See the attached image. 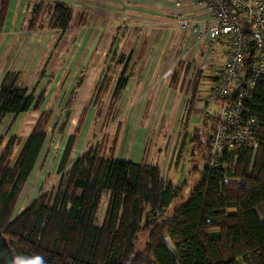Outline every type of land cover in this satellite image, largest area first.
<instances>
[{
  "label": "trees",
  "instance_id": "trees-1",
  "mask_svg": "<svg viewBox=\"0 0 264 264\" xmlns=\"http://www.w3.org/2000/svg\"><path fill=\"white\" fill-rule=\"evenodd\" d=\"M7 7L8 0H2L0 21ZM48 7L49 27L67 30L72 9L63 4ZM43 10L42 5L34 7L31 28L44 17ZM125 80L122 75L106 122L115 114ZM44 100L42 93L36 96L21 86L20 73H7L0 88V126L10 114L33 110L40 116L26 138L0 136V264H264V223L257 213L260 209L264 217V77L246 103L257 118V151L247 146L225 150L219 167L204 166L212 158L211 126L206 123L207 131L198 129L192 138L205 155L199 180L183 203L178 205L177 200L183 199L187 180L176 185L157 165L106 155L107 132L101 145L92 144L71 161L78 129L67 138L57 165L59 183L43 185L39 196L16 216L19 198L48 139L54 112L42 109ZM73 102H66L67 111ZM105 195L107 209L101 222ZM143 232L150 243L140 251L137 240Z\"/></svg>",
  "mask_w": 264,
  "mask_h": 264
},
{
  "label": "crops",
  "instance_id": "crops-1",
  "mask_svg": "<svg viewBox=\"0 0 264 264\" xmlns=\"http://www.w3.org/2000/svg\"><path fill=\"white\" fill-rule=\"evenodd\" d=\"M56 4L73 11L65 31L49 27L52 15L48 6ZM37 5L44 6V17L31 28ZM211 18L203 0H8L0 21V88L8 72H18L21 86L35 91L36 96L42 93L47 103L56 92L54 102L73 100L75 114L87 109L91 116H98L107 113L124 75V87L112 107V121H116L106 131L112 141L109 149L115 158L157 165L166 180V175L178 176L176 182L168 179L178 185L195 172L192 138L198 129L207 131L205 95L214 79L213 70L228 59L227 44L209 46L207 25ZM185 22L190 25L184 27ZM169 69L173 72L165 79ZM96 99L100 101L97 105L93 103ZM158 117L164 119L161 127L170 126L174 151H180L179 156L182 153L176 170L173 160L156 154L162 148L157 152L152 148V135L159 133L152 129ZM37 119L29 121L30 127L22 124L19 132L15 131L18 115L10 114L0 126V136L7 135L6 140L12 135L26 138ZM78 141L79 136L72 149L76 154L80 153ZM187 146L190 153L183 152Z\"/></svg>",
  "mask_w": 264,
  "mask_h": 264
},
{
  "label": "built area",
  "instance_id": "built-area-1",
  "mask_svg": "<svg viewBox=\"0 0 264 264\" xmlns=\"http://www.w3.org/2000/svg\"><path fill=\"white\" fill-rule=\"evenodd\" d=\"M203 1L212 13L207 25L210 48L215 44L228 45L226 64L212 72L214 79L205 95L203 113L211 126L208 145L212 155L204 166L217 168L225 150L240 146L254 152L258 149L254 135L257 118L250 114L246 103L253 98L258 82L264 77V0ZM189 25L183 23L184 27ZM172 72L169 69L163 77H170ZM212 105L217 108L213 109Z\"/></svg>",
  "mask_w": 264,
  "mask_h": 264
},
{
  "label": "rangeland",
  "instance_id": "rangeland-1",
  "mask_svg": "<svg viewBox=\"0 0 264 264\" xmlns=\"http://www.w3.org/2000/svg\"><path fill=\"white\" fill-rule=\"evenodd\" d=\"M56 94H57L56 92L53 94L52 100L50 102L47 103L45 100L42 104V109H43V105L46 104L45 109L52 110L54 112V114H53V118H52V120L48 126V129H47L48 139H47L46 144L43 148L42 154L39 157V160H38L37 165H36V169H35L33 175L29 178L27 186L25 187V190L22 192V194L19 198V201L17 203L15 213H14L16 216L19 215L27 207V205L29 203H31L35 198H37L39 196V194L41 193L39 191L43 185L51 187V185H53V184L57 185L59 183L58 182L59 177L57 176V165H58L59 160L61 158V154H62L63 148L66 144L67 138L71 134L75 133L76 131H78V129H80L79 133H78L79 141L77 142V147H78L80 153L76 154V152H74L72 150L71 161H73L76 158H78L80 155H82L88 148H90V146L92 144L101 145V143L104 141V139H102L103 138L102 134L106 133V131H108V129L110 127H112L111 124L116 121V120L112 121L114 119V115H111V117L106 122V114H103V112L101 113V115L99 113L98 116H96V115L91 116V114L87 113V109H85L84 112H85V114L87 113V115L85 116L86 121H84L85 122V124H84L82 122V119L84 118V116H83L84 112L81 113V111H82L81 110L80 112L77 111V113L75 114L74 110H72V109L67 111L66 110V104L68 103V100L61 99V100H57L54 102V99L56 98ZM103 103L105 105L106 101L104 102V100H103ZM99 106H101V105H99ZM61 107H62V109H65V110L64 111L62 110L63 112L59 113L58 110ZM39 116H40L39 113L33 114V115H31V114H24V115L19 114L18 120H17L18 126H17V128H15V131L18 130L20 132L22 124L27 126L30 123L29 121L32 120V118L37 119V118H39ZM162 120H164V119H162V117H158L155 120L156 123L154 124V126L152 125L153 126L152 129L156 128V131H157V129H159L158 134L154 133L152 135V138H153L152 148L153 149L155 148L156 152L158 151V148H162V149H160V152L156 153L157 155L158 154L160 155V158L163 156V157H165L164 159L168 158L169 160H173V161L176 160L175 161L176 165L172 161V167L174 168V170H176L177 168L180 167V160H181L182 153L179 156L178 154L180 153V151L178 152V154H176V151H174L175 139H174V141H171L173 137H172V135L170 136V134H171L170 126H167L165 129H164V125L161 127V121ZM82 123H83V125H82ZM28 127H30V124L28 125ZM114 129H115V126H114ZM111 133L115 134L112 130H111ZM26 134H27V132L25 129V136H26ZM12 136H15V135H12ZM112 139H113V135H112ZM85 144H86V146H85L86 149L83 148V146ZM105 146H106V149L104 151H105L106 155H112L113 150L109 149L112 146V141L110 139H109V141L107 140ZM190 149H191V147L187 146L184 148L183 152H186V150H187L190 153ZM19 151H20V147H17L15 150V154H18ZM204 155H205L204 148L200 149L198 146L195 145L194 155L191 154L192 157L190 156L191 160L193 158L192 164H194V166H195V169H194L195 172L192 173L190 170L191 173L190 174L187 173L188 174L187 182H186L187 186L185 185L184 191L181 194L183 196V199L177 200L178 205L183 203V201H185L184 198L187 197L189 190H191L193 185L196 182H198L199 175H200V170H198V169L200 168V166L202 167ZM151 165H153V164H151ZM174 170H171L172 175H174V173H175ZM166 178L173 179L175 182L178 181V176H176V175L175 176H171V175L167 176L166 175ZM183 183H178V185L181 186ZM107 202H108V197H107V195H105L103 197V201H102V204H101V207L99 210V220L101 222L103 221L104 216H105V211L107 209ZM257 212L259 214V218H260L261 222L264 223V217L262 216L260 209H257ZM167 214H168V211H167L164 218L167 217ZM14 219H15V217H14ZM149 243H150L149 234L146 232H143L140 235L139 239L137 240V248L140 251H145V249L148 247Z\"/></svg>",
  "mask_w": 264,
  "mask_h": 264
},
{
  "label": "water",
  "instance_id": "water-1",
  "mask_svg": "<svg viewBox=\"0 0 264 264\" xmlns=\"http://www.w3.org/2000/svg\"><path fill=\"white\" fill-rule=\"evenodd\" d=\"M254 44V41H251V45H253Z\"/></svg>",
  "mask_w": 264,
  "mask_h": 264
},
{
  "label": "bare ground",
  "instance_id": "bare-ground-1",
  "mask_svg": "<svg viewBox=\"0 0 264 264\" xmlns=\"http://www.w3.org/2000/svg\"><path fill=\"white\" fill-rule=\"evenodd\" d=\"M206 109V108H205Z\"/></svg>",
  "mask_w": 264,
  "mask_h": 264
}]
</instances>
